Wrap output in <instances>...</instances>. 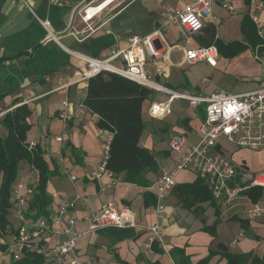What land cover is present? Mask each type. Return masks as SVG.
I'll list each match as a JSON object with an SVG mask.
<instances>
[{
	"label": "crops",
	"instance_id": "crops-1",
	"mask_svg": "<svg viewBox=\"0 0 264 264\" xmlns=\"http://www.w3.org/2000/svg\"><path fill=\"white\" fill-rule=\"evenodd\" d=\"M28 1L41 19L50 21V32L20 0H0V119L10 110L23 104L32 109L29 118L32 127L28 132V141L37 142L52 170L47 190L53 197V202L56 200L57 203L52 204L51 214L57 212L61 202L74 200L79 194L89 198L86 204L78 201L76 209L70 214L76 219L74 229L80 233L88 229L87 217L98 213L108 201H115L119 207L130 209L140 226L154 224L158 180L164 171L172 169L180 159L179 153L173 154L166 149L169 147V139L174 134H184L187 137L185 149L196 144L200 139L199 127L203 116L196 113L188 100L177 97L172 99L168 93L164 92L169 95L167 98L160 96L154 99L150 106L148 105V115L154 122L157 121L155 134L158 130L162 131L164 136L162 144L157 145L158 151L148 148L156 153L159 169L145 173L148 182L144 185L129 182L125 170L113 171L117 183L113 188L103 191L101 186L108 183L110 178L105 175L102 180H95L91 174L98 170L101 164L104 137L112 132L101 128L100 116L84 104L91 73L83 57L109 58L113 48H126L130 38L152 34L163 26L169 12L194 0H115L92 19V23L98 26L95 32L88 34L87 23L78 16L72 32L60 37H57V34H62L68 29L79 4L87 1L93 2V5H101L107 0H65V6H59L55 0ZM222 1L214 0L211 20L201 32L191 36L194 46H207L217 38L226 42L240 40L226 38L217 31L218 23L226 21L221 17L224 9ZM231 1L235 7L240 8V13L244 15L242 18L248 16L255 26H259L252 17L256 14L262 18L261 25H264V10L253 8L252 0ZM162 31L166 43H156L163 56L157 59L149 58L146 65V71L152 80L179 92L203 96L216 92L217 90H209L204 84L192 85L191 75L185 70L188 64L184 62L185 51L189 45L185 43L180 26L167 25ZM252 52L249 48L243 56L254 55ZM113 63L125 66L121 57L114 59ZM261 76L257 77V86L250 90L259 86ZM190 85L193 87H189ZM146 100L143 103V119ZM167 105L170 113H150L153 106ZM199 107L204 109L205 105ZM175 112L178 116H173ZM62 114H66L68 118L62 117ZM166 129L170 130L168 135L164 133ZM59 136L63 137L62 142L57 140ZM60 149L65 162L61 161L58 154ZM229 150L230 158L240 163L238 167L247 169V159L241 154L243 149L229 146ZM29 165L32 173L36 172L35 183L28 184L33 189L32 193L26 190L30 207L40 177L37 169ZM67 168L77 176L76 180H72L66 173ZM197 179L195 173L182 171L177 177L176 187L166 198L164 237L168 252L164 251L158 242L151 245V232L137 227L128 228L133 229V235L116 229L83 234L78 241L77 254L80 258L87 256L88 260L105 262L104 264H177L176 261L181 264H197L209 256L211 249H217V245L222 243L231 253L247 256L248 264L254 257L264 264V188L258 187L261 194L256 198L255 195L252 198L245 193V190L253 188L248 187L232 200H216L213 204L208 201L199 204V208L195 210L182 204L181 188L186 184L195 183ZM256 207L262 208L263 211L251 216ZM30 213L36 214V211L30 209ZM206 214L207 219H204ZM215 215L224 227L232 231L231 238L227 239L219 227L215 237L205 229L211 227L206 223H210ZM183 217L185 221H182ZM192 217L195 218L194 222ZM11 233L13 241L15 231ZM63 238L61 235L52 236L48 241L53 245ZM11 242L1 241L0 246L4 244L7 247ZM228 243L230 244L227 245ZM6 247H1V250ZM4 259L7 260L6 264H11L13 260L9 254H5L2 261ZM71 260L72 256L69 255L66 264H70ZM46 262L51 264L50 261ZM227 263V258L222 252H218L207 264Z\"/></svg>",
	"mask_w": 264,
	"mask_h": 264
},
{
	"label": "built area",
	"instance_id": "built-area-1",
	"mask_svg": "<svg viewBox=\"0 0 264 264\" xmlns=\"http://www.w3.org/2000/svg\"><path fill=\"white\" fill-rule=\"evenodd\" d=\"M24 3L41 25L50 32V21L41 19L28 0H20ZM214 0H194L182 8L175 9L167 14L163 26L156 29L152 34L130 38L126 48H113L112 55L107 59H96L83 57L88 65L91 76L107 70L130 78L148 88L168 93L172 99L177 97L188 100L193 108L205 105L206 117L202 120L199 133V141L190 148L185 149L187 137L184 134H174L169 139L171 151L180 154L178 163L169 170L163 172L158 180V192L156 194L155 214L156 221L150 226H140L135 220L133 212L127 207H119L115 201L104 203L100 211L87 217L88 229L80 233L74 229L76 219L70 214L76 209L78 201L85 204L89 198L77 195L74 200H65L58 206L57 212L50 216H34L29 211L28 199L23 190L32 193L33 189L28 184L20 182L14 186L12 191L13 209L16 218L21 225L16 229L13 241L7 245L5 250L0 246V264L5 256L9 254L12 259L19 260L25 253L32 252L43 256L51 264H66L67 257L72 256L70 264H103L91 260H82L76 249L79 239L83 234L97 232L106 228H137L143 227L151 232L150 244L158 242L164 251L168 252L164 237V222L167 217L166 198L177 185L178 175L184 171H192L204 179L216 200H232L240 191L248 187L264 188V171L255 175L247 176V169L236 166L229 155V146L238 148L260 149L264 147V70L259 86L254 90L241 93H227L216 91L210 95L191 94L179 92L153 81L146 71L149 58L162 57V50L157 46V41L165 44L163 29L167 25L180 26L185 43L189 45L185 51L184 62L189 65L207 61L214 64L220 57L218 47L213 44L209 46H194L191 36L201 32L206 23L212 18V6ZM59 6L67 5L65 0H55ZM93 2H87L80 10L79 16L87 23L88 34L95 32L98 26L92 23L93 18H87V11ZM253 8L264 10V0H252ZM222 7L230 13H236V7L231 0H223ZM253 20L261 26L262 18L253 14ZM76 36L78 33H74ZM258 34L264 39V28H259ZM121 57L125 66H117L113 60ZM90 76V77H91ZM169 106H153L150 113L158 115L170 113ZM62 117L68 118L66 114ZM113 134L108 133L103 142V158L98 170L92 172L95 180H102L105 175L110 181L101 186V189L113 188L117 181L114 172L108 167L111 142ZM62 142L63 137H57ZM37 142L31 141L29 149H34ZM61 161L65 162L62 149L58 151ZM66 173L72 180L77 176L66 169ZM262 208L256 207L251 216L261 214ZM66 223V224H65ZM61 235L64 238L53 245L48 239L52 236Z\"/></svg>",
	"mask_w": 264,
	"mask_h": 264
},
{
	"label": "trees",
	"instance_id": "trees-1",
	"mask_svg": "<svg viewBox=\"0 0 264 264\" xmlns=\"http://www.w3.org/2000/svg\"><path fill=\"white\" fill-rule=\"evenodd\" d=\"M254 22L249 17L242 21L243 40L230 42L217 38L209 45L215 44L220 54L227 57H235L239 53L247 51L252 45L259 44V35ZM261 44L263 41H261ZM150 89L130 78L115 72L103 70L88 78L87 94L84 100L85 106L100 116L99 126L113 133L108 167L114 172L125 170L126 179L135 184L144 185L147 181L145 173L157 170L156 153L141 144L144 131L143 103L149 96ZM32 109L27 104L17 106L7 112L0 124L7 133L0 135V172L2 182L0 185V237L9 230L11 220L10 211L13 207L12 190L17 177L19 165L26 161L37 169L40 180L34 190V196L30 201V209L36 211L34 216H50L53 197L48 192V182L52 175L43 150L38 146L29 149L28 132L32 127L29 118ZM260 188V187H259ZM253 187L245 190L250 197L260 196V189ZM182 204L188 208H194L201 203L216 199L204 179L198 177L193 184H186L181 188ZM257 194V195H256ZM252 197V198H253ZM256 200V199H254ZM156 202V200H155ZM199 208V207H198ZM219 208L217 207V213ZM244 223V222H243ZM210 228V229H209ZM125 231L124 234L133 235V229L106 228ZM214 234L215 227H205ZM16 231V229H12ZM1 247H6L4 244ZM181 253L182 250H178ZM218 252L227 258V264H248L247 256L231 253L222 243L217 249H211L207 258L197 264H207ZM174 254V253H173ZM184 257V256H183ZM177 264L181 262L176 261ZM11 264H50L38 254L28 252L19 259H13ZM250 264H263L254 257Z\"/></svg>",
	"mask_w": 264,
	"mask_h": 264
},
{
	"label": "rangeland",
	"instance_id": "rangeland-1",
	"mask_svg": "<svg viewBox=\"0 0 264 264\" xmlns=\"http://www.w3.org/2000/svg\"><path fill=\"white\" fill-rule=\"evenodd\" d=\"M237 14H232L228 10L223 9L222 10V18H224L226 21L224 23H218L217 31L220 35L224 37H230L229 39H240L243 40L245 38V35L242 32L241 24H242V16L244 17L243 13L241 14L240 8L236 7ZM239 12V13H238ZM248 17V16H247ZM249 18V17H248ZM254 27V26H253ZM264 27L262 24L261 26H255L254 29L258 31L259 28ZM259 35V34H258ZM193 37V36H192ZM259 38L263 43L261 44L259 39V44L252 45L250 47V50L253 51L254 55L250 56H243V53H239L235 57H227L225 54H220V58L214 63L210 64L207 61H202L199 63H196L194 65H189L185 68V70L191 75V83L193 86H202L203 84L209 89V90H217V91H224L229 93H241L249 91L250 89H253L257 86V80L260 75L263 73V67H264V39L259 35ZM230 42V41H229ZM210 64V65H207ZM212 67V68H211ZM152 79V78H151ZM190 85L189 87H193ZM149 99L145 102V115H144V131L141 137V143L144 144L147 147L153 148V150L156 152L158 151V144H162V138L164 134L159 132L157 130L156 134L154 132V127L157 126V124L154 122L151 117L148 115V107L150 106V102H152L154 99H158L160 96L166 98L169 95H165L164 92L156 91L155 89L149 88ZM149 105V106H148ZM197 114H200L203 116V119L206 117V110L204 109L195 108L194 109ZM173 116H178L175 112ZM166 124V123H165ZM5 128L0 125V135L5 134L4 133ZM6 131V130H5ZM3 132V134H2ZM164 133H167L168 135L170 133V130L166 129ZM163 134V135H161ZM166 138V137H165ZM164 138V139H165ZM155 145V148H154ZM167 147V146H166ZM165 147V148H166ZM235 149L242 150L241 154H243L248 162V168H247V176L250 178V176L255 175L261 171H264V147L260 149H248V148H238L236 146H233ZM169 152L176 154L174 151H171L170 147L166 148ZM159 156V160H160ZM232 162L239 166L240 163L237 162V160L232 158ZM159 169V168H157ZM154 171H157L156 169ZM192 172V171H191ZM36 180V172L31 171V166L26 162L23 161L19 165V170L17 173L16 180L14 182V186H16L18 183L23 182L26 184H34ZM2 182V173L0 172V185ZM23 192L26 194V190H23ZM57 201L54 200L53 204H56ZM195 210L198 209V206L194 207ZM10 228L8 231H6L5 235L3 237H0V243L1 241H12L13 234L11 233L12 229H17L21 225V221L16 218L14 214V209H11L10 211ZM194 215V214H193ZM195 216V215H194ZM204 219H207V214L203 216ZM215 218L210 221V226L215 227L214 234L211 232V235L215 237L217 235V227L223 231V234L227 239L232 237V231L230 229H227V227H224L223 223H220L221 221L218 220V216H214ZM194 222L195 218H191ZM182 221H185V218H182ZM200 221L198 220V223ZM206 225H204L205 227ZM210 229V228H209ZM219 229V233H220ZM228 243L227 245H229ZM82 260L86 261L88 260L87 256H82ZM7 260L4 259L2 261V264H6ZM105 263V262H100Z\"/></svg>",
	"mask_w": 264,
	"mask_h": 264
},
{
	"label": "bare ground",
	"instance_id": "bare-ground-1",
	"mask_svg": "<svg viewBox=\"0 0 264 264\" xmlns=\"http://www.w3.org/2000/svg\"><path fill=\"white\" fill-rule=\"evenodd\" d=\"M113 1H115V0H107L106 2L102 3L101 5H92L91 8H89V10L87 11L88 12L87 18H93L96 13L102 12Z\"/></svg>",
	"mask_w": 264,
	"mask_h": 264
},
{
	"label": "water",
	"instance_id": "water-1",
	"mask_svg": "<svg viewBox=\"0 0 264 264\" xmlns=\"http://www.w3.org/2000/svg\"><path fill=\"white\" fill-rule=\"evenodd\" d=\"M86 4H87V1L82 2L81 4H79V5L77 6V8L75 9V11H74V13H73L72 21H71V24L69 25L68 29H67L65 32H63L62 34H57V37H60V36H62V35H66V34L72 32V29H73V27H74L75 20H76L77 17L79 16V14H80V10H81V9L83 8V6H85Z\"/></svg>",
	"mask_w": 264,
	"mask_h": 264
}]
</instances>
